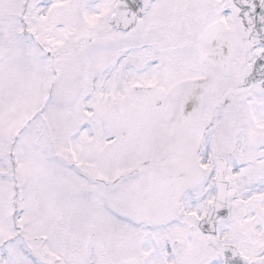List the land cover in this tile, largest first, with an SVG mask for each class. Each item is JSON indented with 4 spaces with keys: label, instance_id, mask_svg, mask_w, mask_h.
I'll return each mask as SVG.
<instances>
[{
    "label": "rangeland",
    "instance_id": "1",
    "mask_svg": "<svg viewBox=\"0 0 264 264\" xmlns=\"http://www.w3.org/2000/svg\"><path fill=\"white\" fill-rule=\"evenodd\" d=\"M55 1L0 0V48L7 49L8 52L6 58L0 62L1 133L7 134L12 131V136L17 139L20 130L46 105L51 84L54 82L51 61L33 43V40L24 39L23 28V34L30 32L36 35L38 42H47V47L44 46V48H48L46 49L48 51L53 48L51 52L60 60L58 84L44 115L42 114L26 133H24L25 129L21 130L23 134L19 138L20 142L17 143L18 149L11 150L0 143V174L6 175V183L3 184H7V187L0 185V264H122L128 262L165 264L168 261H170L169 264L171 262L179 264L178 251L170 246V242L165 243L164 240L171 237L180 240L191 234L189 231L195 223L190 218V212L198 204L205 186L199 183L194 188L191 187L192 191L184 194V199L187 196V206L179 208L174 218L168 221L170 223L160 227H154L148 221L138 218L131 209L124 206L122 203L124 197L135 185L140 182L144 184L149 182L151 171L144 170L149 169L147 164L152 158L156 131H153L152 139L148 143L137 145L136 149L132 147V155L129 158L138 156L142 163L138 158L134 162H129L125 157L118 156L123 151L118 149V144L113 146L115 138L112 135L111 141L108 140L109 134L104 126H100L99 129V126L92 124L90 119H87L88 124L85 122L75 124L76 120L81 119L79 113L84 114V110L89 111L92 107L91 104L84 102V99L96 96L101 104L108 106L109 102L111 103L109 97L112 95L104 90L105 84H98V77L85 73L77 83L70 75L72 65L80 67L78 65L82 58L79 57V50L74 51L78 52L77 54L71 53L75 55H70V52L66 51L65 44L69 40V32L66 28H58L59 25L73 28L72 22L62 17L63 20L53 22L51 24L53 28L50 29V19H44L51 15L50 3L55 6ZM77 1L63 0L64 3L72 4ZM209 4L214 8L219 7V10H222L220 5L223 9L225 7L223 0H157L151 14L166 17L168 25H162V27L169 26L170 29L160 33L161 36L152 35L151 39L147 38L143 42L135 38L136 48L140 50L137 56L140 62H136L139 64L134 73L129 71L131 76L149 81V88L152 91H168L180 83L197 79L201 75L197 48L203 33L202 26L207 29L214 24L207 16L206 8H209ZM226 16L225 21L219 17V13L214 18L217 21L226 22L225 26L230 27L233 25L230 21H234V16L231 12ZM22 20L26 23L24 27ZM217 21L216 24H221ZM158 25L160 27V24ZM173 44L189 47L187 54L182 55L181 52L171 54L164 49ZM123 47L130 49V46L128 48L126 44H123ZM262 50L260 46L249 44V47L244 49L246 56L241 58L239 55L236 58L238 62L234 68L236 83H240L252 72L253 63ZM99 55L101 56L100 53ZM184 57L190 62L186 61L187 70H180L176 59L184 62L182 60ZM120 58L122 57L118 59ZM102 64V61L92 59L89 63V72L101 75L100 65ZM128 65L126 63V66ZM126 66L114 69L119 82L118 79L113 80L115 83L113 86L118 85L121 88L117 97L121 106L126 102L122 98L121 91H126L128 94L133 92L128 89L132 80L124 79L127 77ZM105 75L106 72L104 77ZM88 82L92 89H95V94L87 93ZM99 85L102 86L101 90ZM135 85L142 86L139 82ZM252 91L250 87L247 94L239 98L231 97V95L217 98L213 114L218 123L209 128L208 121L212 114L206 115L205 119L192 130V134L186 137L187 143L198 144L203 138V133L209 135L212 132L214 144L221 147L229 144L233 149L232 146L235 147L245 133L244 128L247 132L251 128L248 112L264 115L263 91L258 88V92L251 94ZM235 95L238 97L237 93ZM133 102L128 104L131 106ZM112 109L113 104L109 106V111ZM164 113L165 111H161V114L156 113L155 115H161L157 120L163 121ZM110 117L112 115L107 116V118ZM257 117L258 124L255 128L263 126L262 119ZM232 123L235 124L234 129L230 128ZM246 125L248 126L245 127ZM16 126H19V130ZM229 129L233 131L232 134ZM103 134L105 140H103ZM2 140L3 137L0 136V141ZM107 140L109 145L112 144L111 149L114 150L115 157L112 155V150L106 151L109 146ZM102 141V151L97 160L92 162L89 159L82 165L86 169H93L92 173L78 175L74 169L79 168L81 163L78 161L75 167H72L74 160L69 156L77 155V151L78 155L83 151L82 158L97 154V149L94 148L97 143L86 145L88 142ZM51 146L54 148L52 149ZM209 147L210 145L207 144L206 148ZM10 150L11 153L15 152L18 158L13 161V164L9 157ZM252 154L255 156L254 153ZM209 155L216 156L206 152L200 160L203 169H206L203 181L207 182L205 189L207 195L195 211V219L203 216L210 208L215 194L213 183L216 169L214 162H209ZM16 167L17 171H12V168ZM142 171L144 172L141 173ZM96 179L104 185L97 183ZM0 182L3 181L0 180ZM16 214L15 220L18 217L20 222H14L13 217ZM231 217L230 223L221 228L222 231L217 238L207 241L215 243L217 250L222 244L231 241L241 246L242 250L253 258H256L255 255H261L258 247L264 244V241L259 242L256 234L249 235L245 233V230H241L243 226L236 212L233 211ZM36 232L39 235L35 237L30 235ZM17 233L22 236L17 242H13L12 238ZM61 240L67 243L69 250L63 247ZM45 251L51 252L52 256L49 259L37 257ZM204 255H206L205 258L212 259L216 253L212 254L204 250ZM35 257L40 261H37ZM182 262L180 260V263Z\"/></svg>",
    "mask_w": 264,
    "mask_h": 264
},
{
    "label": "water",
    "instance_id": "2",
    "mask_svg": "<svg viewBox=\"0 0 264 264\" xmlns=\"http://www.w3.org/2000/svg\"><path fill=\"white\" fill-rule=\"evenodd\" d=\"M151 0H119V13L114 19L113 24L115 27L123 30H128L134 25L136 17L141 15L143 11L148 7ZM240 6L242 5L243 17L248 26L251 24L255 25L251 41L254 43L261 42L264 44V4L260 5L258 0H237ZM249 3H244V2ZM241 2V3H240ZM255 19H252V16ZM264 80V55L258 63L256 73L247 80V84L250 82H257ZM264 86V85H263ZM218 187H219V200L216 208L212 212L215 216H225L226 214V186L223 182V176H219ZM222 259L226 264H246L244 260L240 259L239 254L236 250L226 248L221 253Z\"/></svg>",
    "mask_w": 264,
    "mask_h": 264
},
{
    "label": "flooded vegetation",
    "instance_id": "3",
    "mask_svg": "<svg viewBox=\"0 0 264 264\" xmlns=\"http://www.w3.org/2000/svg\"><path fill=\"white\" fill-rule=\"evenodd\" d=\"M150 110V108H148V111ZM131 124V123H130ZM197 256V257H195L193 260H192V264H203L204 263V260H202V261H200L199 259H200V255H199V253H197V252H194L193 253V256Z\"/></svg>",
    "mask_w": 264,
    "mask_h": 264
}]
</instances>
